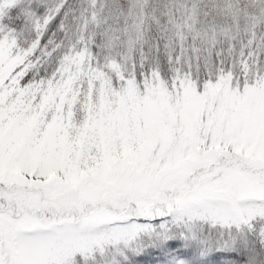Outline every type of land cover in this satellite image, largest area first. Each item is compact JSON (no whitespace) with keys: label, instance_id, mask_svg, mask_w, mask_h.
Masks as SVG:
<instances>
[{"label":"snow or ice","instance_id":"1","mask_svg":"<svg viewBox=\"0 0 264 264\" xmlns=\"http://www.w3.org/2000/svg\"><path fill=\"white\" fill-rule=\"evenodd\" d=\"M0 264H264V0H0Z\"/></svg>","mask_w":264,"mask_h":264}]
</instances>
